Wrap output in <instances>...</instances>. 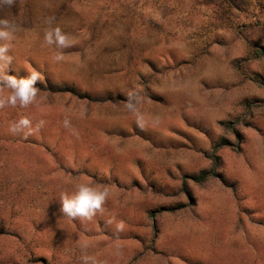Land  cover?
<instances>
[{"label":"rangeland","instance_id":"obj_1","mask_svg":"<svg viewBox=\"0 0 264 264\" xmlns=\"http://www.w3.org/2000/svg\"><path fill=\"white\" fill-rule=\"evenodd\" d=\"M47 17L76 39L59 62ZM0 18L21 28L9 74L47 87L0 109V264H264V0H16ZM21 117L45 126L13 135ZM222 141L220 178L196 184ZM79 182L111 190L90 222L59 211Z\"/></svg>","mask_w":264,"mask_h":264},{"label":"clouds","instance_id":"obj_2","mask_svg":"<svg viewBox=\"0 0 264 264\" xmlns=\"http://www.w3.org/2000/svg\"><path fill=\"white\" fill-rule=\"evenodd\" d=\"M16 0H0V8H12ZM44 43L57 49L53 59L57 62L64 59L63 50L72 47L76 43L73 35L65 32L56 24L55 17H47L44 20ZM20 25L14 20L0 18V109L6 107L28 108L39 105L45 99L40 95L41 89L38 82H43L41 72L31 69L26 77H17L9 74L13 64V56L10 55L12 41L15 33L20 31ZM131 108L132 105H129ZM45 126V121L40 120L33 126V121L28 117H21L18 121L10 124L9 131L13 135H22L25 139L34 135ZM64 126H69V121H64ZM111 197L109 187L100 186L91 182H79L73 185L71 192H62L59 198V211L71 220L81 222L92 221L97 214L103 215L106 211L105 205ZM112 224V220L106 221ZM125 229L123 221L116 224V232ZM119 247V246H117ZM87 248V245H83ZM82 264H97L96 258L88 254L81 257Z\"/></svg>","mask_w":264,"mask_h":264},{"label":"trees","instance_id":"obj_3","mask_svg":"<svg viewBox=\"0 0 264 264\" xmlns=\"http://www.w3.org/2000/svg\"><path fill=\"white\" fill-rule=\"evenodd\" d=\"M256 83H258L259 85L264 87V80H262L259 77H253L252 78ZM37 86L41 89V90H47V87H44L42 85L37 84ZM62 92H67L68 89H62ZM258 106L256 103H253L251 105H249V108ZM240 123H237L236 125L233 123H226L223 125V127L225 128L226 131H230L233 133H238L237 130V126ZM230 143L227 141H222L220 143H218L215 147H214V151L213 153L210 155V160H211V167L208 170H203L201 171L199 174L191 177L192 180L196 183V184H204L206 182H208L211 179H215V178H220V174L218 172V170L220 169V157L218 155L219 151H221L223 148L225 147H229ZM186 182L187 180H184L183 183V188H186Z\"/></svg>","mask_w":264,"mask_h":264}]
</instances>
